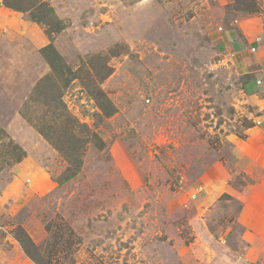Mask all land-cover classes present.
<instances>
[{"label":"rangeland","instance_id":"1","mask_svg":"<svg viewBox=\"0 0 264 264\" xmlns=\"http://www.w3.org/2000/svg\"><path fill=\"white\" fill-rule=\"evenodd\" d=\"M4 1L0 264H216L237 255L264 264V151L248 158L249 144L264 141L249 128L264 115L251 119L250 76L218 42L254 36L264 59V0H39L69 22L53 36ZM48 45L75 72L61 90L86 126L82 141L85 129L97 135L74 146L82 165L71 178L24 116L52 73Z\"/></svg>","mask_w":264,"mask_h":264},{"label":"trees","instance_id":"2","mask_svg":"<svg viewBox=\"0 0 264 264\" xmlns=\"http://www.w3.org/2000/svg\"><path fill=\"white\" fill-rule=\"evenodd\" d=\"M4 3L8 8L14 11L28 12L33 21L42 23L46 26L49 36H53L54 34L65 30L69 25L68 21L59 19L55 14L54 8L50 7L46 2H40L39 0H5ZM41 53L51 64L52 73L47 75L39 83L41 85L39 88L35 89L37 90L36 100L33 99L32 102V99H30L25 102L24 106L29 112H27L24 116L67 160L69 163V170L71 172L69 178H71L79 173L82 165V157L80 156V153L77 152L78 149H76V147L74 148V146L79 142H81V144H85L90 141L96 142L97 135L92 134L90 130L85 129L84 131H87L88 137L86 141H82L84 137L82 135V131L79 129H81L80 126L83 128L86 126L83 124L80 125L77 119L71 115L67 106L63 102L64 96L62 90L69 87L71 82L76 79L75 72L66 64L62 56L55 52L52 45H48L43 48ZM53 82V89H47L46 84L53 85ZM61 88L63 89L61 90ZM87 88L90 94L96 99V101H98L106 115L114 113L113 111H108V109L101 104V101L110 103V100L98 86ZM42 99L43 102L40 103V100ZM32 105L37 106L38 109L34 111L30 110L29 108ZM46 109L48 110L46 111ZM0 136H5L1 128ZM101 145H103V142H101ZM17 154L18 156L16 161L19 162L21 158V149L18 150ZM2 167L3 164L0 165V170ZM22 243L26 253L31 255L30 250L27 248V246H33L30 238L26 239V241H23Z\"/></svg>","mask_w":264,"mask_h":264},{"label":"crops","instance_id":"3","mask_svg":"<svg viewBox=\"0 0 264 264\" xmlns=\"http://www.w3.org/2000/svg\"><path fill=\"white\" fill-rule=\"evenodd\" d=\"M223 33V37L220 36L219 47L221 52L228 54L232 51V56H238L239 58V69L241 71L246 70L247 74H249V78L244 83V92L247 96V103L251 107V111L249 113L251 119L254 118L257 114L264 115V59H262L260 53L261 47L258 45V40L254 36H250L249 38H244L239 34H235L234 32L231 34ZM229 39L226 41V39ZM231 62L233 59H230ZM236 62V60H233ZM247 64H244V62ZM243 63V65L241 64ZM246 65V66H245ZM248 65L250 67H248ZM254 65V66H253ZM249 88V89H248ZM255 122V119H253ZM251 132L260 136V138L264 139V119L260 121L259 124L254 125L249 128ZM257 144H249L250 147L253 148L248 154V158L251 157L254 160V156L258 155L260 150L262 149V153L264 151V141H262L261 146ZM216 264H249L246 260L242 258V256H236L233 258L231 262H227L224 260H218Z\"/></svg>","mask_w":264,"mask_h":264}]
</instances>
